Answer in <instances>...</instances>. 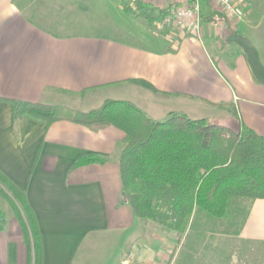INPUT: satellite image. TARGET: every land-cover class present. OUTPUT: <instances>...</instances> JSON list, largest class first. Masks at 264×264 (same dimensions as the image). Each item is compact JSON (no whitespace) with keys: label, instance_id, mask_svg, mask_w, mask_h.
<instances>
[{"label":"crops","instance_id":"crops-1","mask_svg":"<svg viewBox=\"0 0 264 264\" xmlns=\"http://www.w3.org/2000/svg\"><path fill=\"white\" fill-rule=\"evenodd\" d=\"M58 1L63 0H0V97L82 110L105 99L128 100L157 120L176 111L227 121L235 112L264 135V84L230 40L234 34L246 37L264 65V0H233L242 18L218 23L202 21L216 8L200 0V39L158 33L126 14L120 0ZM98 7L116 8L132 25L106 27L91 20ZM122 137L113 126L90 130L66 120L49 126L30 118L15 121L10 104L0 102V172L26 193L42 264H183L184 251L191 261L201 257L212 232L186 249L188 235L179 238L132 213L117 162ZM89 155L107 161L74 167ZM7 218L0 230V264H29L20 221L14 214ZM236 239L264 244V199L248 205Z\"/></svg>","mask_w":264,"mask_h":264},{"label":"trees","instance_id":"trees-1","mask_svg":"<svg viewBox=\"0 0 264 264\" xmlns=\"http://www.w3.org/2000/svg\"><path fill=\"white\" fill-rule=\"evenodd\" d=\"M120 5L124 12L150 26L170 9L139 0H120ZM202 21L228 22L229 17L215 9ZM132 82L156 90L143 79ZM0 102L10 104L15 121L30 118L49 126L66 120L90 130L105 126L119 129L123 137L117 162L124 197L132 213L144 222L175 232L179 238L188 235L186 249L196 247L195 242L198 244L205 232L216 231L224 236L220 245L230 252L241 241L236 237L245 222L248 205L264 199V135L246 127L235 112L227 121L195 119L176 111L157 120L135 103L121 99H105L91 110L6 97H0ZM106 161V157L89 155L76 161L74 167ZM0 200L10 205L20 221L28 263L42 264L40 232L26 193L1 172ZM3 204L0 230L8 221ZM190 239H194L193 243ZM207 248L205 245L203 249ZM181 258L180 263L193 262L185 251ZM215 258L216 264L230 260L224 252Z\"/></svg>","mask_w":264,"mask_h":264},{"label":"built area","instance_id":"built-area-1","mask_svg":"<svg viewBox=\"0 0 264 264\" xmlns=\"http://www.w3.org/2000/svg\"><path fill=\"white\" fill-rule=\"evenodd\" d=\"M157 7H169V13L152 24L161 34L175 36L176 39L194 36L200 39V0H143ZM211 6L232 19L243 16L242 7L233 0H209Z\"/></svg>","mask_w":264,"mask_h":264},{"label":"rangeland","instance_id":"rangeland-1","mask_svg":"<svg viewBox=\"0 0 264 264\" xmlns=\"http://www.w3.org/2000/svg\"><path fill=\"white\" fill-rule=\"evenodd\" d=\"M58 1V2H64ZM71 1H80L81 0H71ZM142 1L143 0H139ZM97 8V7H96ZM99 10L93 9L94 14H91V17L94 21H97L101 23L102 25H112L116 26L118 24L120 25H132L130 22L131 20L127 17V15L123 14V12L118 11L116 8L105 9V8H99ZM82 13V12H81ZM127 14V13H126ZM129 15V14H128ZM89 20V16H88ZM107 27V26H106ZM64 29L65 27H61ZM60 28V29H61ZM67 28V27H66ZM71 31H74L73 28L70 29ZM1 201V200H0ZM2 203H4V208L7 216H12L14 213L10 209V205L2 200ZM212 238L208 239L206 244L208 245L207 249L199 250L201 258L194 259L192 264H216L217 259L215 256L218 257L222 252H224V255L228 254L230 256V260L228 263L223 262V264H264V244L254 243V242H244L239 241L238 245L232 246L231 251H226L223 246L220 244L222 243V237L219 236V234H216V231L212 233ZM210 236V237H211ZM232 237V236H231ZM234 239V237H232ZM238 241V240H237ZM223 251H220V250ZM228 252V253H227Z\"/></svg>","mask_w":264,"mask_h":264},{"label":"water","instance_id":"water-1","mask_svg":"<svg viewBox=\"0 0 264 264\" xmlns=\"http://www.w3.org/2000/svg\"><path fill=\"white\" fill-rule=\"evenodd\" d=\"M230 40L242 48L254 78L259 83L264 84V65L261 63L255 46L250 42V40L240 34L232 35Z\"/></svg>","mask_w":264,"mask_h":264}]
</instances>
